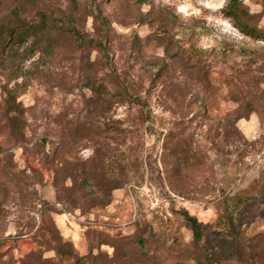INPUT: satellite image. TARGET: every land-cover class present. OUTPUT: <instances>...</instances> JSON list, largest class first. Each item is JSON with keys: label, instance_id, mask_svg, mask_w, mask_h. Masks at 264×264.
<instances>
[{"label": "rangeland", "instance_id": "rangeland-1", "mask_svg": "<svg viewBox=\"0 0 264 264\" xmlns=\"http://www.w3.org/2000/svg\"><path fill=\"white\" fill-rule=\"evenodd\" d=\"M0 264H264V0H0Z\"/></svg>", "mask_w": 264, "mask_h": 264}, {"label": "trees", "instance_id": "trees-1", "mask_svg": "<svg viewBox=\"0 0 264 264\" xmlns=\"http://www.w3.org/2000/svg\"><path fill=\"white\" fill-rule=\"evenodd\" d=\"M255 32H257V31H254V34H255ZM184 216H185L186 220L188 221L189 226L191 227V230L193 232L194 237L196 239H199V227H201V225L199 223H197V221L194 218L189 217L187 214H185Z\"/></svg>", "mask_w": 264, "mask_h": 264}]
</instances>
